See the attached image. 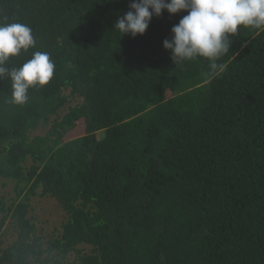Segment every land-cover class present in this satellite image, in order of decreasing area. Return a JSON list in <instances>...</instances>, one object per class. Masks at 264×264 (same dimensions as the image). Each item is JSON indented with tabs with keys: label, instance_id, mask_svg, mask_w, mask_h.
<instances>
[{
	"label": "trees",
	"instance_id": "obj_1",
	"mask_svg": "<svg viewBox=\"0 0 264 264\" xmlns=\"http://www.w3.org/2000/svg\"><path fill=\"white\" fill-rule=\"evenodd\" d=\"M131 2L0 0L36 40L5 67L56 65L24 105L0 79V264H264V30L230 36L223 71L175 64L187 12L133 38L113 27ZM38 197L65 213L52 234Z\"/></svg>",
	"mask_w": 264,
	"mask_h": 264
},
{
	"label": "clouds",
	"instance_id": "obj_2",
	"mask_svg": "<svg viewBox=\"0 0 264 264\" xmlns=\"http://www.w3.org/2000/svg\"><path fill=\"white\" fill-rule=\"evenodd\" d=\"M130 10L117 19L114 28L133 38L144 35L152 18L164 11L175 15L186 11L171 29L172 38L163 41L175 64L204 57L212 69L224 70L216 61L226 55L241 27L264 30V0H132ZM36 47L32 29L22 23L0 24V79L12 81L9 102L24 105L28 90L47 85L54 76L55 62L49 53L36 51L20 68L5 67L10 57Z\"/></svg>",
	"mask_w": 264,
	"mask_h": 264
},
{
	"label": "rangeland",
	"instance_id": "obj_3",
	"mask_svg": "<svg viewBox=\"0 0 264 264\" xmlns=\"http://www.w3.org/2000/svg\"><path fill=\"white\" fill-rule=\"evenodd\" d=\"M9 187H12V185H9ZM31 216L37 218L39 227L45 234L58 231L60 224L65 219V213L61 210L59 204L48 197H38L32 202Z\"/></svg>",
	"mask_w": 264,
	"mask_h": 264
}]
</instances>
